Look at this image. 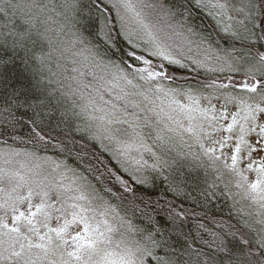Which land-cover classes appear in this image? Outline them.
I'll use <instances>...</instances> for the list:
<instances>
[{
    "label": "snow or ice",
    "instance_id": "obj_1",
    "mask_svg": "<svg viewBox=\"0 0 264 264\" xmlns=\"http://www.w3.org/2000/svg\"><path fill=\"white\" fill-rule=\"evenodd\" d=\"M188 4L210 8L218 40L191 24ZM63 7L73 12L72 47L82 57L72 61L75 75L57 81L63 89L57 106L67 122L53 135L32 119L28 143L36 151L22 153L27 163L20 164L27 174L0 167V184L7 178L12 185L0 187V264H106L111 238L92 225L98 208L120 207L110 198L148 221L144 228L128 222L129 230L120 233L119 264H264V194L258 218L233 224L231 217L210 214L207 199L197 204L200 211L189 210L153 199L150 190L163 176L166 191L179 198L187 187L184 170L206 160L208 167L223 161L241 180L255 167L258 179L249 187L264 193V0H66ZM85 8L102 45L80 31ZM46 10L40 0H0V65L19 59L35 79L36 65L43 68L46 58L37 49L46 42L56 50L50 30L36 26ZM225 17L228 23L220 27ZM31 87L39 88V81ZM19 88L14 99L27 103L24 86ZM41 96L51 103L40 92L32 96L38 106H46ZM178 114L186 116L187 127ZM25 127L9 112L0 119V143L10 147ZM184 133L196 151L186 144L188 152H174L177 137L185 143ZM96 145L120 167L100 172L88 159ZM49 146L55 159L37 154ZM20 155L0 152V165ZM105 174L109 187L101 185ZM73 225L82 229L73 234Z\"/></svg>",
    "mask_w": 264,
    "mask_h": 264
},
{
    "label": "trees",
    "instance_id": "obj_2",
    "mask_svg": "<svg viewBox=\"0 0 264 264\" xmlns=\"http://www.w3.org/2000/svg\"><path fill=\"white\" fill-rule=\"evenodd\" d=\"M213 0H205V3L211 4ZM40 3L47 6V10L43 11L36 21L37 29L43 32L45 29H49V35H51L55 41L53 47L56 49L52 51L47 43L45 42L42 48L37 49V54H46L45 66L41 68L39 64L37 68L41 69L36 75L35 79L32 77L30 71L25 70L24 64L19 60L9 62L7 65H0V119L7 117L8 113L11 112L18 119L22 120L27 127L22 128L23 137L17 138L15 142L9 141L10 147H22L36 151L34 146L28 143L29 129L34 127L32 119H36L37 123L45 129V131L55 134L56 131L65 128L66 120L64 119L63 112L57 106L56 97L60 96L63 89L59 88L58 80L62 76L72 73L73 59H82V57L74 56V53L78 49L73 48V32L75 29L71 28L73 22V12L65 9L63 5L66 0H40ZM82 3L87 5L89 0H82ZM191 9L190 22L196 26L197 31L204 35H210L213 41L218 40L217 20L212 14H210V8H195L191 4L187 5ZM89 12L87 8L84 9L83 18L81 19L80 31L84 36L91 40L93 43H103L102 38L94 36L96 31L90 21L87 19ZM3 21L0 20V24ZM225 23V21H224ZM222 22L220 27L224 26ZM256 34H258V26L256 28ZM223 44V41H221ZM66 49V51H64ZM63 51V55L61 52ZM10 54V53H9ZM2 55V53H0ZM22 55V53H21ZM7 59V56L3 57ZM59 65V69L56 67ZM58 74V75H57ZM179 74V73H178ZM39 81V88L33 89L32 84ZM24 86V95L27 97V103H25L24 97L19 102L14 99V90L19 91V86ZM55 90V91H53ZM40 92H45L46 95L51 96V103L44 96H41L43 104L46 106H38L39 102L32 99L34 94L39 95ZM11 105V107H9ZM178 141V140H177ZM180 142V141H179ZM185 143L180 144L181 149L184 152H188L186 144H192L193 151L198 149V146L193 144L189 139L184 140ZM0 147H9L0 143ZM55 155V151L49 146L44 151ZM174 152H180L174 150ZM94 153V155H92ZM147 156V155H146ZM148 157V156H147ZM92 163L100 172L105 171V166L108 169L115 171L120 167L119 163L112 157L109 152L101 150L100 145L95 147H89V157ZM146 160H148L145 157ZM191 160V157H188ZM152 163V160H150ZM148 161V163H149ZM87 160L85 165H87ZM102 162V163H101ZM149 163V164H150ZM193 167L186 168L184 170V178L187 187L177 198L173 193L167 192L168 181L164 180L163 176H157L154 183L150 186V190L153 195V199L162 198L163 200H172L178 207L187 208L189 210L197 208V204H204L207 199L208 208L210 214L215 215L217 218L229 219L231 217V223L236 224L237 221L242 219H249L247 212L243 209L240 204V198L237 195L236 190L233 189L229 179L226 178V172H223L222 168L217 165L216 167H208L207 161L204 164L193 161ZM217 168L219 171H217ZM99 173L93 172L91 176H96ZM168 173L165 172V175ZM95 183V181H93ZM111 181L105 174L104 180L101 182L103 187H109ZM99 186V185H98ZM141 190L139 186L132 185ZM214 193V195H213ZM207 194V196L205 195ZM109 199V197H105ZM131 198V194H129ZM111 203L119 205L120 207L115 208L119 215L123 216L127 223L130 222L132 226L138 228L147 227L148 221L146 217H142L139 212L131 209L127 206V203H121L120 200L110 198ZM143 207V206H141ZM127 213V214H126ZM251 217V216H250Z\"/></svg>",
    "mask_w": 264,
    "mask_h": 264
},
{
    "label": "rangeland",
    "instance_id": "obj_3",
    "mask_svg": "<svg viewBox=\"0 0 264 264\" xmlns=\"http://www.w3.org/2000/svg\"><path fill=\"white\" fill-rule=\"evenodd\" d=\"M229 3L239 5L240 0H229ZM225 23H228L226 17H225ZM259 33H260V29L258 27V34ZM237 47H239L238 44H237ZM56 67L59 69V65H57ZM157 103H161V102L157 101ZM163 103L165 106H167L168 102L164 101ZM184 103H191V102L190 101H184ZM178 115H179L180 122L183 123L185 127H187L186 116H184L182 114H178ZM172 126L176 127L175 124H173ZM188 135L189 134L184 133L183 139L184 140L189 139ZM177 140L178 141L175 145H173V148L176 151H181L182 149L180 147V144H182V143L179 142V137H177ZM11 150H15V151L21 153V155L15 157L11 164L0 165V167H4L6 170L19 171L21 173L27 174V168L26 167L25 168L20 167L21 163H27L25 161V157L22 155V153H24L25 151H34V150L26 149V148H22V147H0V152L7 153V152H10ZM131 151H132L133 155H137V158H139L135 145H133ZM37 154L39 156H45L46 155V156L52 157L53 159L56 158L55 155H52V154H49L46 152H37ZM262 155H264V153H262ZM145 157L148 159V157L146 155H144V159H145ZM253 159L256 161H259L260 157L254 156ZM148 161H149V159H148ZM149 163H150V161H149ZM229 163H230V161H229ZM218 165L222 168L223 172H226V178L229 179V181H230L229 183H231V185L233 186V189L236 190L237 195L240 198V204L242 205L243 209L247 212L249 219L258 218L257 214L261 211L260 205L262 203V201L260 200V196L264 193L261 192L260 188H258L254 192L249 187V185L251 183L256 182L258 179V175H257V172L255 170V167L251 171H246L244 173L245 179L241 180L238 176L231 174L228 170L223 168V166H222L223 161H221L220 164H218ZM16 179H18V178L14 177L12 183H15ZM11 186L12 185L9 184V181L7 178H5L3 180V183L0 184V187H5V188L11 187ZM261 187H264V186H261ZM253 197H255V199H253ZM34 202H38V201L34 200ZM101 212H106V215H100ZM69 219H71V217H69ZM50 226L56 227V223L54 220ZM92 226L93 227H99L100 231L105 232V235L109 236L111 238V245L107 248L108 255L105 258L106 264H119L120 260L123 258V249L121 246H119V241L121 239L120 233H122V232L126 233L129 230L128 229V223H127L126 219L123 216L119 215V213L117 212L116 209L113 211L111 209H106V208L101 207V208L97 209L96 223H94ZM80 229H82V226L73 225L72 228L70 229V231H72L74 234L76 230H80ZM107 229H112V231L108 232ZM71 250L72 249L70 248L69 251H71ZM74 259H75V257H73V260Z\"/></svg>",
    "mask_w": 264,
    "mask_h": 264
}]
</instances>
